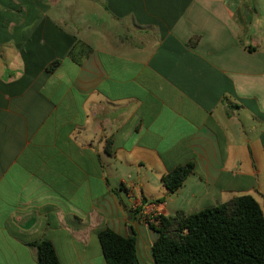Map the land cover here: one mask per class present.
Here are the masks:
<instances>
[{"label": "crops", "instance_id": "0c3cea01", "mask_svg": "<svg viewBox=\"0 0 264 264\" xmlns=\"http://www.w3.org/2000/svg\"><path fill=\"white\" fill-rule=\"evenodd\" d=\"M243 194L264 209V0H0V264H107L105 228L157 264L148 218Z\"/></svg>", "mask_w": 264, "mask_h": 264}, {"label": "trees", "instance_id": "16d2710c", "mask_svg": "<svg viewBox=\"0 0 264 264\" xmlns=\"http://www.w3.org/2000/svg\"><path fill=\"white\" fill-rule=\"evenodd\" d=\"M195 167L191 161L163 175L168 192H176ZM147 221L159 234L153 243L157 264H264V209L251 194L234 196L195 213L179 210ZM99 240L107 264H140L134 234L124 236L105 228L99 232ZM31 245L37 249L39 264H62L50 240Z\"/></svg>", "mask_w": 264, "mask_h": 264}]
</instances>
